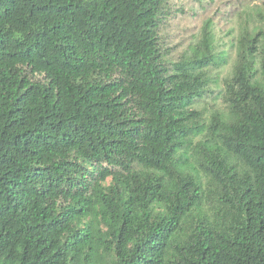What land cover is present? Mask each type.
<instances>
[{
	"label": "trees",
	"instance_id": "obj_1",
	"mask_svg": "<svg viewBox=\"0 0 264 264\" xmlns=\"http://www.w3.org/2000/svg\"><path fill=\"white\" fill-rule=\"evenodd\" d=\"M166 13L0 0V264H264V28L206 123L226 58L208 21L168 63Z\"/></svg>",
	"mask_w": 264,
	"mask_h": 264
},
{
	"label": "rangeland",
	"instance_id": "obj_2",
	"mask_svg": "<svg viewBox=\"0 0 264 264\" xmlns=\"http://www.w3.org/2000/svg\"><path fill=\"white\" fill-rule=\"evenodd\" d=\"M208 21L213 26L216 51L223 54L227 64L210 68L212 85L194 105L206 123L217 112H228L224 98L225 80L233 74L240 39L253 34L255 28H264V0H168V13L160 28V44L168 63L191 56ZM263 42L259 41V51L255 52L258 63ZM258 65L256 69L259 70Z\"/></svg>",
	"mask_w": 264,
	"mask_h": 264
}]
</instances>
